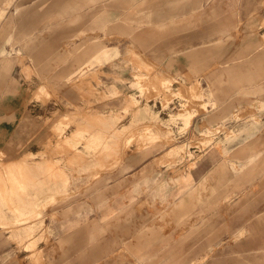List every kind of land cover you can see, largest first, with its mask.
<instances>
[{"label": "rangeland", "instance_id": "374dc122", "mask_svg": "<svg viewBox=\"0 0 264 264\" xmlns=\"http://www.w3.org/2000/svg\"><path fill=\"white\" fill-rule=\"evenodd\" d=\"M263 135L264 0H0V264H182L145 207L191 264H264Z\"/></svg>", "mask_w": 264, "mask_h": 264}, {"label": "crops", "instance_id": "0c3cea01", "mask_svg": "<svg viewBox=\"0 0 264 264\" xmlns=\"http://www.w3.org/2000/svg\"><path fill=\"white\" fill-rule=\"evenodd\" d=\"M116 9H113V11ZM149 34L148 30H146V28H144L139 34H138V38L140 40H145L147 38V35ZM144 42V41H143ZM174 47V41L170 40V41H166L165 43L159 44L158 46V50L162 53V57H166L167 60H170L171 58H169L170 56L168 55L169 52H171V50ZM100 54L96 57V58H100L101 56L103 57H108L109 55V50L106 49H101ZM168 55V56H167ZM201 58L204 60L205 59V55L201 54ZM200 56V55H199ZM175 62H173V66L174 69H179L180 65H185L187 64V60L183 59L182 57L178 58L177 60H173ZM208 95V99H205V101H212L214 103H216V99H214V92H210L207 94ZM165 119V118H163ZM215 120V118L211 119V123H213ZM212 125V124H211ZM262 139L264 141V135L262 136ZM212 164L210 162H207L205 164L200 165L199 167H197V169H195L193 171V176L195 177V181L198 182L199 179H201L202 175L209 169V167ZM263 189H264V183L262 185ZM175 201L177 200V196H174ZM233 199V198H232ZM256 199H259L258 197H256ZM209 200V197H203V203H213L216 204L217 202L221 203H226L222 200V197H218V198H213V201H207ZM157 202V201H156ZM194 202V201H193ZM191 200L186 199V197L183 199L182 203H184L185 205H190V203H193ZM232 203L234 202L231 201ZM254 196L249 197V199L246 201L247 205L249 204V206H253L254 204ZM148 201L145 197H143L140 201V204L143 205H147ZM257 203H264V199H262L261 201H257ZM221 214L223 215L224 212L222 211ZM242 216L238 215V212L235 210L227 212L226 216H214L213 219L217 220V221H222L224 219V221L229 220V222H227L226 224H229L230 227H234V229H236L237 227V220L238 219H242ZM137 219H139V221H144V226L145 228L143 231V238H144V242L140 243L139 246V251H144V252H155V251H165L166 253H172L173 255H171V257L169 256L166 260L169 261V263L171 262V260H173L174 258V253H182V264H191L194 260L195 257H198L199 253L202 252H206L210 250V246L207 243H196L194 240L190 239V236L187 239H184L182 242H178V243H173L171 242L169 245H164L162 244V241H171V237L174 236V233L171 230H166L165 232H160L158 231V226L156 224V220L152 219L148 212H147V208L145 207V211L140 213L137 216ZM143 225V224H142ZM142 229V230H143ZM141 230V232H142ZM141 232L139 233V235L141 234ZM90 235V232H89ZM214 236L217 238H221L222 233H221V222H217V224L215 225V233ZM213 236V237H214ZM137 237V236H136ZM214 243H216V239H214L213 245ZM162 246H166L165 248H161ZM216 246V244H215ZM246 249L245 251L248 252L250 250H253L252 248L248 247V242H246L245 244ZM160 247V249H159ZM238 245L237 244H230L228 247H226L225 253L226 254H222L220 253L218 250L219 249H213L214 251H217V253L213 256V263L212 264H237L238 260L237 257L232 256V254H234L235 252L238 251ZM138 250V249H136ZM236 255V254H235ZM168 256V255H167ZM97 258V251H94L92 254V259L96 260ZM211 260L208 261L207 264H211L210 262H212ZM248 261V260H247ZM103 264L106 262L104 261V259L101 261ZM146 264H154L153 262H146Z\"/></svg>", "mask_w": 264, "mask_h": 264}, {"label": "bare ground", "instance_id": "6f19581e", "mask_svg": "<svg viewBox=\"0 0 264 264\" xmlns=\"http://www.w3.org/2000/svg\"><path fill=\"white\" fill-rule=\"evenodd\" d=\"M149 132H151V130H149L148 127H145V132H144V133H149ZM23 220H24V219H22V220L18 219V222H21V221H23Z\"/></svg>", "mask_w": 264, "mask_h": 264}]
</instances>
